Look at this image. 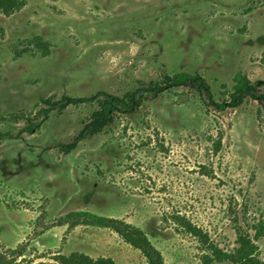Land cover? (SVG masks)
I'll return each instance as SVG.
<instances>
[{
  "label": "rangeland",
  "instance_id": "374dc122",
  "mask_svg": "<svg viewBox=\"0 0 264 264\" xmlns=\"http://www.w3.org/2000/svg\"><path fill=\"white\" fill-rule=\"evenodd\" d=\"M178 71L200 73L218 103L237 73L264 93V0H24L0 11V256L37 264L76 251L148 264L110 228L61 224L89 211L140 228L166 264H206L207 245L175 214L226 252L237 229L264 218V98L216 110L176 89L67 153L59 145L91 105L23 130L21 115L42 99L120 95ZM257 245L264 258V236Z\"/></svg>",
  "mask_w": 264,
  "mask_h": 264
},
{
  "label": "trees",
  "instance_id": "16d2710c",
  "mask_svg": "<svg viewBox=\"0 0 264 264\" xmlns=\"http://www.w3.org/2000/svg\"><path fill=\"white\" fill-rule=\"evenodd\" d=\"M24 5V0H0V11L9 14L19 10ZM181 89L178 93L179 100L185 102L190 96H197L206 106H213L216 110L225 107H237L246 98L261 101L264 93L256 83L246 75L237 73L234 76V84L226 94V101L217 102L211 86L200 73L178 71L172 74L164 73L156 81L142 83L132 90L120 95L97 91L88 96L69 97L63 95L58 100L51 98L42 99L45 106L40 107L35 115L22 114L25 120L23 130L27 133L36 131L41 123L52 111L61 113L68 105L88 104L92 106L87 118L73 138L59 145L62 152H70L77 144L89 137L100 134L114 124L116 119L131 115L139 110L143 104L162 96L165 93ZM216 141L214 151H218L220 144ZM175 223L184 232L196 237L203 245H207L208 253L203 255L206 264H264V258L258 252L257 241L264 236V218L249 225V227L237 229L235 244L231 251H223L210 240L208 234L180 214L173 216ZM79 221L93 226L107 227L115 231L124 241L141 251L148 264H166L161 252L152 244L147 235L138 227H135L121 219L102 216L89 211H71L61 217V224ZM14 252V251H13ZM20 252V251H19ZM0 264H10L3 256H0ZM37 264H115L109 257L93 258L82 252L69 254L57 253L52 261L38 262Z\"/></svg>",
  "mask_w": 264,
  "mask_h": 264
}]
</instances>
